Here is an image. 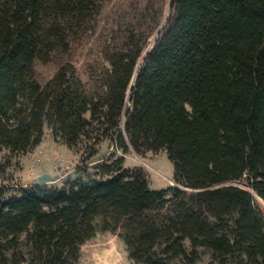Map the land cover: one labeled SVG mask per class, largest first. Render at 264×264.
Here are the masks:
<instances>
[{
	"label": "trees",
	"instance_id": "16d2710c",
	"mask_svg": "<svg viewBox=\"0 0 264 264\" xmlns=\"http://www.w3.org/2000/svg\"><path fill=\"white\" fill-rule=\"evenodd\" d=\"M37 62L57 66L46 83ZM46 126L91 156L167 151L177 184L118 158L0 189V264H77L99 230L143 264H264V0H0V148L28 153Z\"/></svg>",
	"mask_w": 264,
	"mask_h": 264
},
{
	"label": "rangeland",
	"instance_id": "374dc122",
	"mask_svg": "<svg viewBox=\"0 0 264 264\" xmlns=\"http://www.w3.org/2000/svg\"><path fill=\"white\" fill-rule=\"evenodd\" d=\"M112 7V3L109 8ZM169 5L166 4L164 22L170 16ZM150 41V46L154 43ZM92 40L89 41L88 45ZM56 64L37 62L36 73L42 83L49 81L55 74ZM97 153L90 154L87 141L82 139L74 146H67L61 141H56L49 127L44 129L42 142L32 151L18 154L9 160L6 149L0 148V167L4 164L5 170L0 172V189L7 196L16 194L21 188H29L37 183V178L42 173H48L52 180L47 184L53 187H62L68 180L77 177L103 178L99 169L104 163L111 164L118 158H123V167L130 170L141 169L146 174L148 182L153 189L167 188L176 185L174 179L175 168L169 159L167 151H148L138 154L130 148L124 152L122 148H116L113 142L106 140L97 145ZM40 157L41 162H37ZM59 158L67 159L71 168L68 171H56L54 165ZM249 190L245 180L235 182ZM255 203L264 215V199L255 194ZM199 264H221L210 251L200 250ZM186 261L178 260L177 264H185ZM77 264H143L137 262L130 249L118 232L101 231L81 246V254Z\"/></svg>",
	"mask_w": 264,
	"mask_h": 264
},
{
	"label": "built area",
	"instance_id": "2783aa9c",
	"mask_svg": "<svg viewBox=\"0 0 264 264\" xmlns=\"http://www.w3.org/2000/svg\"><path fill=\"white\" fill-rule=\"evenodd\" d=\"M41 158L40 157H38L37 158V162H41ZM71 168V164H70V162L67 160V159H65V158H59L58 160H57V162L55 163V165H54V169L56 170V171H61V170H63V171H68L69 169Z\"/></svg>",
	"mask_w": 264,
	"mask_h": 264
},
{
	"label": "water",
	"instance_id": "95a60500",
	"mask_svg": "<svg viewBox=\"0 0 264 264\" xmlns=\"http://www.w3.org/2000/svg\"><path fill=\"white\" fill-rule=\"evenodd\" d=\"M150 41H152V39ZM123 125H124V123H123ZM51 180H52L51 176H49L47 174H44V175L39 177L38 182L39 183H47L48 181H51ZM226 184H228V183L218 184V185H216V187L223 186V185H226Z\"/></svg>",
	"mask_w": 264,
	"mask_h": 264
},
{
	"label": "crops",
	"instance_id": "0c3cea01",
	"mask_svg": "<svg viewBox=\"0 0 264 264\" xmlns=\"http://www.w3.org/2000/svg\"><path fill=\"white\" fill-rule=\"evenodd\" d=\"M44 174L49 175L48 173H42V175H44ZM42 175H40V176H42ZM40 176H39V177H40ZM49 176H50V175H49ZM39 177H38L37 179H39ZM37 183H39L38 180H37Z\"/></svg>",
	"mask_w": 264,
	"mask_h": 264
}]
</instances>
